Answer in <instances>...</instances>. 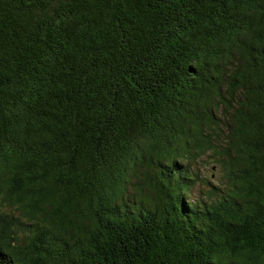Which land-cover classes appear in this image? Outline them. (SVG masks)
Segmentation results:
<instances>
[{"label":"trees","instance_id":"1","mask_svg":"<svg viewBox=\"0 0 264 264\" xmlns=\"http://www.w3.org/2000/svg\"><path fill=\"white\" fill-rule=\"evenodd\" d=\"M0 264H264V0H0Z\"/></svg>","mask_w":264,"mask_h":264},{"label":"rangeland","instance_id":"2","mask_svg":"<svg viewBox=\"0 0 264 264\" xmlns=\"http://www.w3.org/2000/svg\"><path fill=\"white\" fill-rule=\"evenodd\" d=\"M217 173V171H216V168L215 167H210V166H206V168H204L203 170H201V172H200V177H210L209 175L211 174L212 176L210 177V179L212 180L213 178H214V176H215V174ZM197 193H200V191H199V188L198 187H196L193 191H192V193H191V195H190V199L191 200H193V199H195L196 198V196L198 195ZM2 212L4 213V214H15L16 212H15V208L13 207V206H11V205H8L7 203H4V205H3V207H2Z\"/></svg>","mask_w":264,"mask_h":264}]
</instances>
